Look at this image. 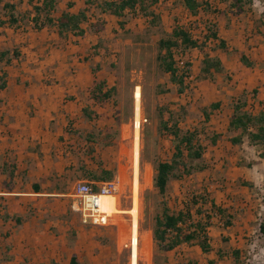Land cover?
<instances>
[{
  "label": "crops",
  "instance_id": "1",
  "mask_svg": "<svg viewBox=\"0 0 264 264\" xmlns=\"http://www.w3.org/2000/svg\"><path fill=\"white\" fill-rule=\"evenodd\" d=\"M180 1L189 19L204 16L202 6L197 8L196 14H192ZM5 2L14 3L18 13L32 8L27 0H1L0 6ZM214 3L224 19L215 15L218 12L214 13L215 16L209 13L205 15V18L213 19L217 39H209L204 52L218 58L223 71L212 72V75L201 73L203 53L191 50L189 54L195 52L199 59L194 76V79L197 77L194 82L197 88L179 94L171 83L174 86L173 96L180 104L168 102V108L178 115L181 114L179 109L185 111L184 122L179 120L180 127L184 129L182 124L189 122L187 117L202 115L204 120L201 109L218 103L217 108L208 109L209 120L205 125H209L207 134L218 133L221 136L215 144L205 139L203 156H247L250 153L254 156L258 151L248 144L247 139H243L241 145H233L228 140L227 125L232 112L231 103L242 94H246L245 108L254 113L264 104V69H260L263 72L259 73L257 65L245 66L240 61L243 54L238 55V51H234L236 56H231L232 48L227 46L225 37H220L222 30L231 27V32L246 38L243 33L251 25L250 13L236 14L228 11L224 2L214 0ZM84 7V0H56L54 15L59 16L63 11L76 14ZM90 14L93 16L89 22L100 17L105 22L104 27L107 20L117 24L115 16L100 15L94 7ZM5 18L0 12V19ZM135 20H141V17ZM82 26L86 29L82 36L68 34L61 41L54 25L39 30L32 28L30 22L16 28L0 25V49L16 50L19 54L8 65L0 64V69L6 74V86L0 90V264H68L73 255L79 264H108L110 252L101 245L99 238H95L92 226L83 224L79 214L72 210L75 200L73 184L86 180L82 178L79 166L88 171L97 169L96 156H102L104 148L110 147L102 143V136L107 130L115 128L110 116L111 100L99 105L88 95V88L94 80H105L111 86L108 78L99 76L102 71L98 54L94 52V45L101 46V31L92 32L88 23ZM258 29L259 35L254 34V37L263 41L261 33L264 29ZM202 32H205L204 27ZM218 38L225 41L227 52L220 48L213 49ZM130 40L133 41L132 36ZM228 56L229 59L226 58ZM94 67H97L95 72L92 71ZM252 87L255 88L248 93ZM84 108L87 109L86 115ZM156 129L157 120L154 117L148 130L155 135ZM161 136L165 143L162 153L165 157L162 160H168L174 151L172 137L169 134ZM89 147L93 151L88 153ZM152 156L145 160V174L148 167L153 178ZM205 170L208 168L197 172ZM145 180L149 182L150 177H145ZM172 181L168 183L171 192L176 191L175 187L170 188ZM89 182L96 188L101 181ZM241 189L244 194V186ZM144 191H152V188L146 186ZM206 191L212 194L217 205L227 207L231 213L235 211L237 204L229 203V198L217 200L219 193L224 194L225 191L217 188L211 190L210 187H206ZM248 193H252V189ZM105 209L109 210L108 206ZM14 216L24 219L17 224ZM235 220L233 222L237 224ZM137 225L138 222L131 218L130 264H137L139 252L144 264H188L185 257L192 261L190 264H208L209 259H214V264L229 261L225 258L217 260L215 250L221 246L222 236L231 239V234L226 231L235 224L224 228L221 221L213 217L212 225L208 228L213 250L208 254L202 253L197 245L186 248L184 244L172 251H156L153 242L151 244L152 228L146 229L147 234L139 238ZM135 226L136 234L133 233ZM214 240L218 242L215 247Z\"/></svg>",
  "mask_w": 264,
  "mask_h": 264
},
{
  "label": "rangeland",
  "instance_id": "2",
  "mask_svg": "<svg viewBox=\"0 0 264 264\" xmlns=\"http://www.w3.org/2000/svg\"><path fill=\"white\" fill-rule=\"evenodd\" d=\"M198 2L201 5H206L203 9L204 16L198 19H189L185 15V9L180 0H159L157 8L161 14L164 30L168 32L174 26H180L189 30L195 37L203 38V25H214L213 19L205 18V15L209 13L210 16H213L218 12L215 15L220 16V9L214 0H198ZM234 12L245 15L250 13L251 25L243 33L247 37L245 38L243 35V37H239L238 33L234 34L229 26L230 32L224 29L220 33V37H225L227 46L232 48L231 56H236L237 53L235 54L234 51H238V55L242 53L253 66L257 65L259 69L257 72H263L260 69H264V41L259 37H254V34L259 35L257 33L259 27L264 29L263 23H260L262 6L254 1L252 5L246 6L243 12L235 10ZM139 17L141 16L128 20L127 31H121L117 24L107 20L106 27L103 26L101 31V46L94 45V52L98 54L102 71L99 76L108 78L109 85L115 86L116 89L115 95L110 99L109 108L115 125L111 131L118 132L116 138H113V143L107 145L110 147L104 148L103 155L96 156L95 162L100 161L104 169L111 170L112 178H118V175L121 178L127 177L131 173L129 179L131 191L128 184H118L115 195L117 202H115L114 210H112L113 202L104 200V208L108 206L109 211L113 212L110 213L109 225L105 227L92 226L95 238H99L101 245L111 254L108 264H130L129 239L132 233L130 216L138 222L139 238L141 235L147 234L146 229L153 227L154 216L160 211L157 203L159 197L152 186L150 168H146L145 174V160L149 155H154L152 158L156 160L164 159L165 156H162V153L165 143L161 135L157 133L152 135L148 128L153 122L157 107H168V102L180 104V101L173 96L174 86L169 80V75L162 73L156 66L155 53L159 33L154 29H149L143 17L141 20H135ZM131 36L133 41L130 40ZM126 40L128 41L126 42ZM239 48H241L240 51ZM226 58L229 59V56ZM185 60L192 64L190 78L185 80L189 93L190 90L197 88L194 84L197 77L194 79V76L197 72L199 59L197 53L192 52L187 54ZM253 88L255 87L248 89V93L252 92ZM164 115L167 116L166 113ZM144 119L146 121H143ZM184 119L185 116L182 115L180 120L184 122ZM187 119L189 122L182 124L184 129L203 128L204 132H208L206 129L209 128V125H205L202 115L198 117L192 114ZM202 138H204L203 135ZM252 154L247 156H203V162L208 170L194 173L182 182L173 180L170 188L175 187L176 191L171 192L168 189L165 201L170 210H175V207H183L191 193L206 191V187H210L211 190L217 188L220 191H225L226 195L219 193L220 196L217 197V200L220 201L225 197L230 199L229 203L237 204L233 211L237 224L234 222L235 226L226 231L227 234H231V239L228 237L229 241L224 247L239 249L243 264H264V235L259 231V224L264 222V159H261L258 154L254 156ZM248 163L250 167H247ZM152 172L154 173V170ZM147 176L150 177L149 182L145 180ZM245 182L253 186L252 193H248L250 188L242 185ZM146 186H150L152 191H144ZM242 186H244V194L241 191ZM245 202L246 205H243ZM117 211L119 212L117 213ZM133 233H137L136 226ZM152 242L154 244L153 239L151 244ZM217 244L218 242L214 240V247ZM116 254L119 256L116 257ZM140 256L139 252L137 264H144L140 260ZM184 260H188V257H185ZM223 264L234 263L228 261Z\"/></svg>",
  "mask_w": 264,
  "mask_h": 264
},
{
  "label": "trees",
  "instance_id": "3",
  "mask_svg": "<svg viewBox=\"0 0 264 264\" xmlns=\"http://www.w3.org/2000/svg\"><path fill=\"white\" fill-rule=\"evenodd\" d=\"M182 1L192 14H196L199 6H202L203 9L206 6L201 5L196 0ZM219 1L227 3V10L230 12H234V10L243 12L246 6L252 5L254 2V0ZM27 2L32 8L24 13H18L14 3L5 2L2 4L0 12L6 18L0 19V25L7 24L16 28L30 22L32 28L37 30L54 25L62 41L67 38L68 34L82 36L86 30L82 26L84 23H88L94 33L102 31L105 23L102 18L96 17L93 22H89V19L93 16V14H90L92 7L97 9L100 15L110 14L115 16L117 18V26L122 31H126L125 25L130 18L143 17L147 21L148 28L154 29L155 32L159 33L155 53L156 66L162 73L169 75L170 82L175 85L179 94L187 90L185 80L190 78L191 63L185 60V57L191 50L196 49L203 53L200 66L201 73L212 75V72L223 71L220 60L216 57H210L208 53L204 52L207 41L209 39H217L215 27L210 24L203 25L205 32L202 40L180 26H174L170 32H167L164 30L161 14L158 12L159 0H84L85 7L76 14L63 11L59 16L54 15L56 0H40L36 2L27 0ZM260 23L264 25V11L261 13ZM261 35L264 41V32ZM216 48L227 52L226 43L222 39L218 38V42L213 46V49ZM18 56L19 54L16 50L0 49V64L8 65L11 59ZM177 60L182 62L181 67L178 66ZM240 61L245 66L252 65L244 55H240ZM96 69L97 67H94L92 71L95 72ZM5 78V71L0 69V90L6 86ZM115 92V86H108L105 80H94L88 88L89 98L99 105L111 99ZM243 97L244 94L231 103L232 112L227 125L228 140L233 145H241L243 139H247L250 146L257 148L258 156L264 159V104L257 113H254L245 108L246 102ZM218 105V103H212L207 108L201 109L205 123L209 120L208 109L213 110ZM83 113L87 114L86 108L83 109ZM165 113L167 116L164 115ZM179 113L181 114L178 115V113H175L174 110L169 109L167 106H160L155 110L156 132L158 135L165 133L171 135L174 151L168 160L152 158L154 166L152 184L156 195L159 197L157 203L160 208V211L154 216L152 239L156 251H172L184 244L185 247L197 245L202 253L208 254L213 250L208 234V228L212 225L213 217L221 221L224 228L230 227L234 224V212L231 213L227 207L217 205L212 194L207 191L191 193L190 198L177 211L170 210L165 199L169 181L184 180L194 172L202 171L206 168L203 162L204 141L207 139L210 144H215L221 134L213 133L208 135L203 128L183 129L179 125V120L185 111L179 109ZM111 130H107L102 136L101 141L104 145L112 144L113 138H116L115 136L118 134L117 131ZM202 135L204 138H202ZM91 151L93 149L89 147L87 152ZM96 164L98 167L95 171L85 170L80 165L78 169L81 171L82 178L94 182L111 180L112 171L104 169L100 161H97ZM247 167H250L249 163ZM242 185L250 189L253 187L248 182ZM93 188L96 189L94 186ZM13 218L17 224H20L24 219L22 216H14ZM259 231L264 235V222L259 224ZM228 241V237H221L222 244L215 250L216 259L225 258L234 264H243L239 249L224 247ZM186 261L188 264L192 263L189 259ZM214 263V259L208 260V264ZM68 264H79V260L73 255Z\"/></svg>",
  "mask_w": 264,
  "mask_h": 264
},
{
  "label": "built area",
  "instance_id": "4",
  "mask_svg": "<svg viewBox=\"0 0 264 264\" xmlns=\"http://www.w3.org/2000/svg\"><path fill=\"white\" fill-rule=\"evenodd\" d=\"M260 3L264 11V0H254ZM254 3V2H253ZM181 61L177 64L181 67ZM143 121H146L145 119ZM118 178L98 183L96 189L92 182L78 180L73 184L72 195L75 199L72 210L79 214L83 224L93 227H105L109 225L110 214L101 207L102 196H115L117 194ZM126 246V245H125Z\"/></svg>",
  "mask_w": 264,
  "mask_h": 264
},
{
  "label": "bare ground",
  "instance_id": "5",
  "mask_svg": "<svg viewBox=\"0 0 264 264\" xmlns=\"http://www.w3.org/2000/svg\"><path fill=\"white\" fill-rule=\"evenodd\" d=\"M131 178V173L129 174V176H127V177H123V178H121L120 177V175H118V184L119 185H121V184H128L129 185V188H130V191H131V187H130V181H129V179ZM105 199H107V200H110V201H112L113 202V209L112 210H114V207H115V202H117V198L115 197V196H102L101 197V207L104 209V210H106L105 208H104V200ZM131 207H132V204H131ZM130 207V208H131ZM109 214L110 213H113L111 210L109 211V210H106ZM129 214V213H128ZM130 215V214H129ZM130 220H131V216H130ZM130 228V227H129ZM128 237H129V235H128ZM131 249H132V244L130 243V239H129V250H130V253H129V259H130V255H131Z\"/></svg>",
  "mask_w": 264,
  "mask_h": 264
}]
</instances>
